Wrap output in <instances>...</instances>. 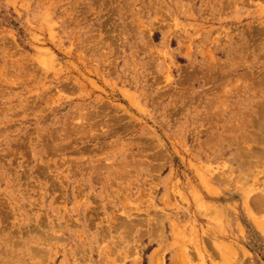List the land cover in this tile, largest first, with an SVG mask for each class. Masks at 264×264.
Instances as JSON below:
<instances>
[{
	"label": "rangeland",
	"instance_id": "rangeland-1",
	"mask_svg": "<svg viewBox=\"0 0 264 264\" xmlns=\"http://www.w3.org/2000/svg\"><path fill=\"white\" fill-rule=\"evenodd\" d=\"M0 264H264V0H0Z\"/></svg>",
	"mask_w": 264,
	"mask_h": 264
}]
</instances>
